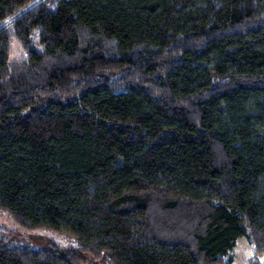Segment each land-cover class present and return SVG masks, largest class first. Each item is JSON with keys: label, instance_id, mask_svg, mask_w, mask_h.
Instances as JSON below:
<instances>
[{"label": "trees", "instance_id": "trees-1", "mask_svg": "<svg viewBox=\"0 0 264 264\" xmlns=\"http://www.w3.org/2000/svg\"><path fill=\"white\" fill-rule=\"evenodd\" d=\"M32 1L0 0V208L76 248L0 264H264V0Z\"/></svg>", "mask_w": 264, "mask_h": 264}, {"label": "rangeland", "instance_id": "rangeland-1", "mask_svg": "<svg viewBox=\"0 0 264 264\" xmlns=\"http://www.w3.org/2000/svg\"><path fill=\"white\" fill-rule=\"evenodd\" d=\"M44 0H33L29 6ZM28 8V7H26ZM24 8V10H26ZM13 17L2 22L0 26L8 25ZM26 53L12 34L10 36L8 58L12 63H17L25 59ZM0 238L10 244L27 245L33 248H42L50 244L67 249L76 248L74 238L46 228H27L16 222L11 215L4 209L0 208ZM231 264H262L263 259L254 253L253 245L246 238L237 240L231 253ZM87 264H106L104 261H93L90 259Z\"/></svg>", "mask_w": 264, "mask_h": 264}]
</instances>
